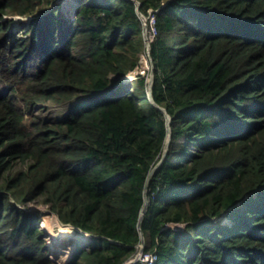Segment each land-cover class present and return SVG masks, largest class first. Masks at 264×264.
<instances>
[{
    "label": "trees",
    "instance_id": "1",
    "mask_svg": "<svg viewBox=\"0 0 264 264\" xmlns=\"http://www.w3.org/2000/svg\"><path fill=\"white\" fill-rule=\"evenodd\" d=\"M56 1L0 0V43L6 14H40L0 52V264H57L20 206L38 197L93 235L65 264L141 241L154 264H264V0ZM151 10L148 85L130 73ZM40 102L68 107L44 121Z\"/></svg>",
    "mask_w": 264,
    "mask_h": 264
},
{
    "label": "rangeland",
    "instance_id": "2",
    "mask_svg": "<svg viewBox=\"0 0 264 264\" xmlns=\"http://www.w3.org/2000/svg\"><path fill=\"white\" fill-rule=\"evenodd\" d=\"M69 0H64V3H62L61 5V10L66 8V2H68ZM74 1V0H73ZM74 3V2H73ZM145 18H147L148 16H144ZM28 18L29 17H14L13 20V25L11 28V33L14 35L16 34H23L24 30L28 27ZM148 24H151V18L148 19V21L145 24V29L148 28L147 26ZM145 44H147L145 46V51L142 52L139 57V65L134 69V71L132 73H130L131 75L134 73V75H138V74H142L146 80H147V84L150 85L152 83L153 80V67H152V61H151V56H150V46H149V42L146 41L145 38ZM134 81H136V79L134 77H125L123 79V83L122 85L125 88H131L132 83H134ZM34 111L36 113H38L44 121L46 120H51L54 117H60L62 116V114L64 113V111L54 105L52 102L46 103V105L44 104H40L37 105L34 109ZM23 206H26L27 208L31 209V210H35V211H41L43 212L46 217L43 221H41V225L42 228L45 230V235H44V239L47 243V245L49 246V248L51 247L52 249L56 250L52 253L51 258L53 261H56L58 264H63V261H65L67 259V253L70 252V248L74 245V241L71 240L70 238H74L77 235H81V233H75L73 230L71 234H60L58 235V233L56 234V236L53 234V231H58L59 227V219H57L54 215H50L48 214L49 208L48 205H46L42 198L38 197L36 198L34 201H31L27 204H24ZM223 222H230L229 219L227 217H225V219L222 220ZM183 226V225H182ZM69 228H72L70 226H68ZM182 228V227H181ZM88 234V233H86ZM54 235V236H53ZM70 235V236H69ZM87 240H90L91 237L88 234V236L86 237ZM80 239V238H79ZM69 240V241H68ZM84 240V239H82ZM84 240V241H87Z\"/></svg>",
    "mask_w": 264,
    "mask_h": 264
},
{
    "label": "clouds",
    "instance_id": "3",
    "mask_svg": "<svg viewBox=\"0 0 264 264\" xmlns=\"http://www.w3.org/2000/svg\"><path fill=\"white\" fill-rule=\"evenodd\" d=\"M60 2L61 3V5H62V3H64V0H57L53 5H52V7L53 6H55L56 5V3L57 2ZM76 3H77V0H75L74 1V3H72V6L70 7V8H68L67 6H68V4H67V2H66V8L64 9V7H63V9L61 10L66 16L68 15H72L73 14V11H74V7H75V5H76ZM61 8V7H60ZM156 11H158V10H156ZM156 11H154V12H156ZM154 12L151 10L150 12H149V14L147 15L148 17L147 18H145L144 17V15L142 14L141 15V18H142V20H143V22H144V24H146V22L148 21V19H150L151 18V15L154 17ZM40 16V14L39 15H37V12L36 13H33V14H29V15H13V14H6V16L4 17V20H12V23H11V26H10V28H9V30H8V34H9V36H10V39L9 40H5V41H3L2 43H0V52L3 54V57H2V59H1V61H2V63H4V64H8V61H7V59H8V57H9V53H8V46H9V44L14 40V39H16V38H19V37H24V36H30L31 35V30H30V27H31V22L36 18V17H39ZM14 17H29L28 18V27L24 30V33L22 34H12L11 32V28H12V25H13V20H14ZM151 24H148L147 23V26H150ZM153 25H154V19H153ZM155 27V26H154ZM146 30H147V28H146ZM146 30H144V40H145V38H146V36H145V33H146ZM156 33V32H155ZM154 38V37H153ZM147 41V40H146ZM149 43H150V41H148ZM126 77V76H125ZM124 77V78H125ZM123 78V79H124ZM122 83H123V80H122ZM47 103H49V102H47ZM40 104H45L46 105V103H42V102H40V103H37L36 104V106L37 105H40ZM54 105H56V106H58V107H60L63 111H64V113L62 114V116H60V117H54V118H62L64 115H65V109H66V107H68V104H63V105H58V104H55V103H53ZM35 106V107H36ZM35 107H34V109H35ZM34 109H33V111L32 112H34V113H36L35 111H34ZM37 115H39L38 113H36ZM40 116V115H39ZM28 117H29V111H26V113H25V124L28 126L29 125V123H28ZM41 117V116H40ZM42 118V117H41ZM54 118H52V119H54ZM43 119V118H42ZM146 197H147V199H148V204H149V198H148V196L146 195ZM145 200H146V198H145ZM145 200H144V206H145ZM32 201H34V200H32ZM29 202H31V201H29ZM29 202H27V203H29ZM26 203V204H27ZM20 204V203H19ZM148 204L146 205V209H147V206H148ZM47 205V204H46ZM20 206L21 207H23L26 211H31V212H37V213H42L43 214V217H42V220H44L45 219V217H46V215L43 213V212H41V211H35V210H31V209H29V208H27L26 206H23L22 204H20ZM144 206H143V208H144ZM49 208V207H48ZM142 208V209H143ZM48 214H50V215H54L57 219H59V222H60V224H59V227H61V226H63V227H67L68 229H70V230H73L75 233H80V232H86V231H83V230H80L79 228H76V227H74L73 225H71V224H68V223H64V222H62L61 220H60V218H59V216L55 213V212H53V211H51V209L49 208V211H48ZM145 214V213H144ZM144 214L142 215V212H141V218L144 216ZM224 217H226V216H224V215H222V216H220V217H218L217 219L218 220H220L221 222H223L222 221V219L224 218ZM41 220V221H42ZM41 221H40V223H39V226H40V228L44 231V233H45V230L42 228V225H41ZM223 223H230V222H223ZM183 224H180V223H169V224H167L166 226L167 227H169V226H171V227H173V228H181V227H183L182 226ZM68 226H70V227H72V228H69ZM86 233H88L89 235H90V237H91V239L90 240H87V241H84V240H82V239H79L78 237H74V238H70L71 240H73L74 242V245L70 248V252H68L67 253V259L65 260V261H63V264H65V263H67L70 259H71V257H72V254L74 253V251H75V249H76V247H77V243H88V242H91L92 240H93V235L91 234V233H89V232H86ZM69 241V240H68ZM46 242V241H45ZM48 248H49V246H48ZM54 251H56V250H54V249H52L51 247L49 248V252H50V259L52 260V258H51V255H52V253L54 252ZM146 253V252H148V253H152V254H156V252H154V251H147V250H145V242L144 241H141L140 243H138L137 245H136V247H135V252H134V254L133 255H131L127 260H125L123 263H121V264H135V263H140V264H148V263H146V262H144V263H142V262H140V261H138V259H137V256H138V254L139 253ZM156 260H157V255H156ZM155 260V261H156ZM52 262H54V263H57L56 261H53L52 260ZM155 263V262H154ZM153 263V264H154ZM58 264V263H57Z\"/></svg>",
    "mask_w": 264,
    "mask_h": 264
},
{
    "label": "built area",
    "instance_id": "4",
    "mask_svg": "<svg viewBox=\"0 0 264 264\" xmlns=\"http://www.w3.org/2000/svg\"><path fill=\"white\" fill-rule=\"evenodd\" d=\"M151 25L148 26L145 36H146V40L147 41H151L153 39V37L155 36V27L153 25V16L151 15ZM138 261L144 263H148V264H153L156 260V254H152V253H139L137 256Z\"/></svg>",
    "mask_w": 264,
    "mask_h": 264
},
{
    "label": "bare ground",
    "instance_id": "5",
    "mask_svg": "<svg viewBox=\"0 0 264 264\" xmlns=\"http://www.w3.org/2000/svg\"><path fill=\"white\" fill-rule=\"evenodd\" d=\"M75 1V0H74ZM73 0H69L68 2H67V4H68V8H70L71 6H72V3L74 2ZM218 217H220V216H218ZM223 219H225V217L223 218ZM222 219V220H223ZM58 233V235H59V233L60 234H71L72 233V231H70L67 227H63V226H61L59 229H58V231H53V234L56 236V234ZM77 234V233H76ZM53 235V236H54ZM70 236V235H69ZM88 236V234H86V232H83V233H81V235H77L76 237H78V238H80V239H84V240H87V237Z\"/></svg>",
    "mask_w": 264,
    "mask_h": 264
},
{
    "label": "water",
    "instance_id": "6",
    "mask_svg": "<svg viewBox=\"0 0 264 264\" xmlns=\"http://www.w3.org/2000/svg\"><path fill=\"white\" fill-rule=\"evenodd\" d=\"M145 198H146V200H145V206H144V208L142 209V215L146 212V205L148 204V199H147V197H146V193H145ZM141 215V216H142Z\"/></svg>",
    "mask_w": 264,
    "mask_h": 264
}]
</instances>
